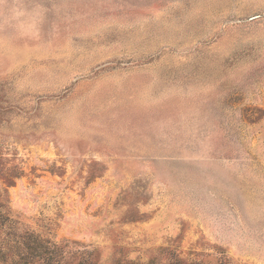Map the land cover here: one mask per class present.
I'll return each instance as SVG.
<instances>
[{"label":"rangeland","instance_id":"rangeland-1","mask_svg":"<svg viewBox=\"0 0 264 264\" xmlns=\"http://www.w3.org/2000/svg\"><path fill=\"white\" fill-rule=\"evenodd\" d=\"M0 211L62 264H264V0H0Z\"/></svg>","mask_w":264,"mask_h":264},{"label":"trees","instance_id":"trees-1","mask_svg":"<svg viewBox=\"0 0 264 264\" xmlns=\"http://www.w3.org/2000/svg\"><path fill=\"white\" fill-rule=\"evenodd\" d=\"M3 226L4 215L0 211V231ZM31 239L34 240L32 247L28 245L31 243ZM59 249L33 235H20L18 242L9 239L2 241L0 244V264H62L60 261H56L61 255ZM28 256L31 258H27ZM32 257H35L36 261H33ZM86 262L88 263L87 260ZM79 264H84V262Z\"/></svg>","mask_w":264,"mask_h":264}]
</instances>
